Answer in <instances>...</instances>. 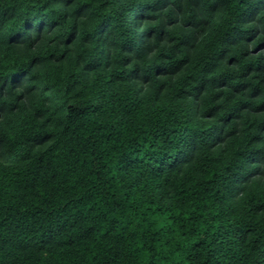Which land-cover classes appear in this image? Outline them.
I'll return each mask as SVG.
<instances>
[{
	"label": "trees",
	"instance_id": "1",
	"mask_svg": "<svg viewBox=\"0 0 264 264\" xmlns=\"http://www.w3.org/2000/svg\"><path fill=\"white\" fill-rule=\"evenodd\" d=\"M0 264H264V0H0Z\"/></svg>",
	"mask_w": 264,
	"mask_h": 264
}]
</instances>
